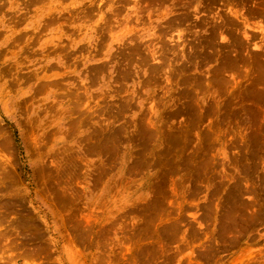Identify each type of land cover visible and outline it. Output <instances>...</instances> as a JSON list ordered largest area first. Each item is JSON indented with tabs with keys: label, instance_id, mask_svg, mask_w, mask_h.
<instances>
[{
	"label": "rangeland",
	"instance_id": "374dc122",
	"mask_svg": "<svg viewBox=\"0 0 264 264\" xmlns=\"http://www.w3.org/2000/svg\"><path fill=\"white\" fill-rule=\"evenodd\" d=\"M0 264H264V0H0Z\"/></svg>",
	"mask_w": 264,
	"mask_h": 264
},
{
	"label": "trees",
	"instance_id": "16d2710c",
	"mask_svg": "<svg viewBox=\"0 0 264 264\" xmlns=\"http://www.w3.org/2000/svg\"><path fill=\"white\" fill-rule=\"evenodd\" d=\"M16 141H17V139H16ZM23 169H24L25 171H27V170H26V167H23Z\"/></svg>",
	"mask_w": 264,
	"mask_h": 264
}]
</instances>
